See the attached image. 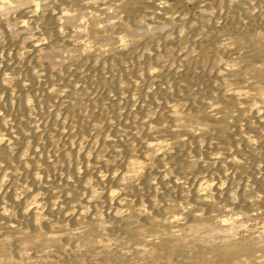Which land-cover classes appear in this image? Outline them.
Masks as SVG:
<instances>
[{"label":"bare ground","instance_id":"bare-ground-1","mask_svg":"<svg viewBox=\"0 0 264 264\" xmlns=\"http://www.w3.org/2000/svg\"><path fill=\"white\" fill-rule=\"evenodd\" d=\"M0 264H264V0H0Z\"/></svg>","mask_w":264,"mask_h":264},{"label":"rangeland","instance_id":"rangeland-1","mask_svg":"<svg viewBox=\"0 0 264 264\" xmlns=\"http://www.w3.org/2000/svg\"><path fill=\"white\" fill-rule=\"evenodd\" d=\"M1 99H2V97H1ZM31 125L34 127L35 132L38 133V135H39L40 129L37 127L38 123H37V121L35 119L31 122ZM90 149H93V147H90ZM258 176H260V174ZM42 178L48 180V177L45 176V175H43ZM11 180L17 185L15 187V191L22 195L24 193L23 192V186L19 185V183H21V178L20 177H15V178H13Z\"/></svg>","mask_w":264,"mask_h":264}]
</instances>
